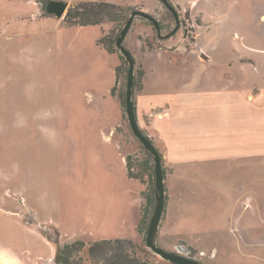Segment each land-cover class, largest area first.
I'll return each mask as SVG.
<instances>
[{
	"label": "rangeland",
	"instance_id": "obj_1",
	"mask_svg": "<svg viewBox=\"0 0 264 264\" xmlns=\"http://www.w3.org/2000/svg\"><path fill=\"white\" fill-rule=\"evenodd\" d=\"M48 1L0 0V195L4 203L14 200L15 207L30 206L48 216L51 225L45 234L53 243L132 239L138 236V225L132 220L141 216L145 206L149 227L157 205L153 156L134 136L125 111V128L106 151L108 160L102 153L88 155L81 149L89 133L99 129L101 114L114 118L115 110L122 111L118 95L126 92L127 73H121L114 90L116 67L122 65L124 71V63L97 43L115 25L66 24L45 14ZM60 1L68 9L79 2H111L124 7L126 16L142 10L160 22L163 35L176 27L161 0ZM169 2L181 22L173 36L159 38L150 21L136 17L124 46L134 57L140 52L139 38L152 44L170 40L174 48L190 49L188 62L178 63L179 69L170 75L163 74L166 85L180 87L189 77L191 87L210 92L213 100L228 98V131L236 136L244 123L232 117L248 112L243 100L250 90L264 89V0ZM201 55L206 62L199 61ZM160 63L167 61L158 55L146 59L147 66ZM139 68L136 64L135 74ZM128 156L142 182L128 176ZM228 160L222 185L225 195L216 197L210 188L215 180L204 176L209 167L198 169V181L192 186L195 193H189L187 202L188 222L172 228L163 243L161 223L156 236L159 246L203 264H264V249L240 246L244 235L235 229L240 227L236 216L242 210L235 199L242 197L240 185L246 183L240 176L253 171L247 169L248 159L240 164L243 168L237 166L234 153ZM144 192L155 196L154 203L147 204ZM261 219L251 232L255 239H264ZM252 225L245 222L244 228ZM146 235H140L134 246H103L94 259L87 246L73 260L109 264L125 252L149 264H173L146 246ZM211 246L218 248L215 261L206 257L215 254V250L209 253Z\"/></svg>",
	"mask_w": 264,
	"mask_h": 264
},
{
	"label": "crops",
	"instance_id": "obj_2",
	"mask_svg": "<svg viewBox=\"0 0 264 264\" xmlns=\"http://www.w3.org/2000/svg\"><path fill=\"white\" fill-rule=\"evenodd\" d=\"M162 45L161 48L143 53L139 44L140 52L135 59L144 74L141 90H135L134 93L138 124L159 149L166 170V212L161 221L163 227L159 237L163 243L165 236L173 232L172 228L184 227L188 222L191 213L187 202L189 193H195L192 186L198 181L195 179L198 169L209 167L204 176L206 180H215L210 188L215 191L216 197L225 195L223 180H227L228 159L234 153L239 168L245 167L240 164L248 159L247 169L253 171L241 173L240 179L246 180V183L240 185L242 197L236 196L235 199L237 203H242L241 212L236 214L240 226L235 228L236 232L240 234L241 231L244 235L239 245L254 250L264 249V239H255L251 234L254 223L256 225L264 218V89L250 90L243 100L248 112L232 117L244 123V127L238 129L235 136L228 131V121L231 119L228 115V98L213 100L210 92L191 87L194 83H191L189 77L185 78L180 87L171 89L166 85L163 74L170 75L179 69L178 63L188 62L191 51L188 49L183 52L181 46L174 48L170 40H164ZM149 55H158L167 64L147 66ZM206 60V56L199 57L200 62ZM182 70L186 72L188 67ZM101 115L99 129L89 133V139L84 140L81 149L88 155L102 153L106 161V151L115 144L118 135L121 137L119 130L125 128V120L123 110H115L114 118ZM0 201V264H53L58 245L45 234L51 225L50 218L30 206L24 209V205L17 204L15 207L14 200L4 203L1 195ZM139 218L132 222L139 225ZM249 221L253 225L245 229L244 223ZM139 239L138 232L137 237L129 240L139 242ZM96 241L101 240L84 242L87 247ZM42 249H46L47 253ZM209 250V253L215 250V254L206 256L207 259L215 261L218 248L211 246Z\"/></svg>",
	"mask_w": 264,
	"mask_h": 264
},
{
	"label": "trees",
	"instance_id": "obj_3",
	"mask_svg": "<svg viewBox=\"0 0 264 264\" xmlns=\"http://www.w3.org/2000/svg\"><path fill=\"white\" fill-rule=\"evenodd\" d=\"M49 3V1H48ZM48 5V4H47ZM47 7V6H46ZM45 14L51 15L46 11ZM130 16H126V9L119 4L111 3V2H79L75 6L70 7L66 12L64 17V21L69 25H76V26H99L103 25L105 22H112L115 25V28L109 32H105L102 37L98 40V44L105 48L110 54H118L119 59L124 63V71L122 65H118L116 67V87L114 92L117 91V85L120 79L121 73H128L129 65L126 61V58L120 53L119 49L116 46L117 39L120 36V33L126 24L127 20ZM162 29V28H161ZM141 42V50L142 52L151 51L155 48L163 47L162 44H152L145 42L142 38H139ZM133 55V54H132ZM134 57V55H133ZM135 58V57H134ZM136 61V59H135ZM137 64V63H136ZM140 70L136 71L135 74V90H141L142 88V77H143V70L141 66H139ZM135 93V91H134ZM126 92H121L118 95L119 102L123 112H126ZM144 132V131H143ZM145 133V132H144ZM146 134V133H145ZM158 149V148H157ZM159 151V149H158ZM160 152V151H159ZM147 153L151 155L148 151ZM162 155V154H161ZM131 157H127V174L130 178L136 179L142 182V177L140 175L133 173V168L131 165ZM164 174L166 176V170L164 168V161L162 160ZM143 199L149 204L150 202L155 201V196L149 195L148 193L144 192L142 195ZM147 207L143 206L142 214L140 217L139 225H138V232L139 235H145L148 231V226L145 224L147 213ZM58 245V251L56 255V264H75L74 262V255L81 253L86 248V243L82 240H76L71 242H65L60 244L59 241H55ZM136 242L129 240V239H115V240H101L93 242L89 245V255L94 259L97 257V252L103 246L106 245H118V246H134ZM117 259L109 264H149L147 262H143L137 258H133L128 253L119 252L117 255Z\"/></svg>",
	"mask_w": 264,
	"mask_h": 264
},
{
	"label": "water",
	"instance_id": "obj_4",
	"mask_svg": "<svg viewBox=\"0 0 264 264\" xmlns=\"http://www.w3.org/2000/svg\"><path fill=\"white\" fill-rule=\"evenodd\" d=\"M161 2L170 10L175 16L176 27L169 34L163 35L160 22L151 14L142 11L135 10L131 13L129 19L124 25L120 36L117 39L116 46L120 53L126 58L129 65L127 73V86H126V115L130 128L134 136L139 140V142L144 146V148L153 156L155 161V185H156V199L157 205L155 207L154 214L151 218L147 235H146V246L150 248L155 254L159 255L163 259L173 263V264H203L193 258L187 257L185 255L179 254L177 252H171L163 247L159 246L156 242V236L163 218V214L166 207V186H165V174L162 165V155L152 142V140L143 132L140 128L135 111L134 103V91H135V67L136 61L132 53L124 46V41L128 35L132 24L136 17L144 18L152 23L155 27L158 37L161 39H168L173 36L180 29L179 15L176 9L171 5L169 0H161ZM68 9V4L60 0H50L46 11L58 18H63Z\"/></svg>",
	"mask_w": 264,
	"mask_h": 264
},
{
	"label": "flooded vegetation",
	"instance_id": "obj_5",
	"mask_svg": "<svg viewBox=\"0 0 264 264\" xmlns=\"http://www.w3.org/2000/svg\"><path fill=\"white\" fill-rule=\"evenodd\" d=\"M173 14V13H172ZM174 16V15H173ZM174 19H175V16H174ZM175 21H176V19H175ZM179 22H180V16H179ZM180 25H181V22H180ZM181 28V27H180Z\"/></svg>",
	"mask_w": 264,
	"mask_h": 264
}]
</instances>
